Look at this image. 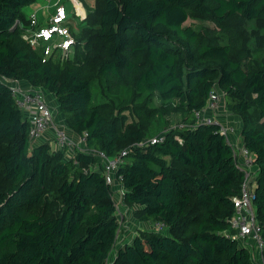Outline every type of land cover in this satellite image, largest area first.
I'll list each match as a JSON object with an SVG mask.
<instances>
[{"label":"trees","instance_id":"1","mask_svg":"<svg viewBox=\"0 0 264 264\" xmlns=\"http://www.w3.org/2000/svg\"><path fill=\"white\" fill-rule=\"evenodd\" d=\"M35 1L0 0V264H254L227 235L244 173L221 120L199 123L195 113L217 90L240 120L239 142L255 155L253 206L264 238V67L248 68L213 30L185 23L191 8L217 25L234 16L264 21V0H96L72 54L46 62L15 26L28 24L24 9ZM5 80L55 95L57 119L87 135L86 150L67 157L49 143L32 145ZM153 98L182 118L149 138ZM131 112L145 114L137 126ZM153 138L162 141L136 145ZM123 150L124 204L155 226L118 247L114 192L89 151Z\"/></svg>","mask_w":264,"mask_h":264},{"label":"built area","instance_id":"2","mask_svg":"<svg viewBox=\"0 0 264 264\" xmlns=\"http://www.w3.org/2000/svg\"><path fill=\"white\" fill-rule=\"evenodd\" d=\"M44 1L46 6L42 9L48 12L45 20H42L37 12H33L30 17L28 16V24L23 25L17 20L15 26L20 25L23 28V40L33 49L42 52L44 62L50 58H68L77 43L74 24L75 22L86 20L88 16L89 10L87 9L86 2L84 0ZM5 81L12 90V96L15 99L18 109L23 112L30 123L29 138L32 145H36L37 141L44 139L48 131H52V140H54L55 144L54 150L67 151L70 149L73 152L76 146L82 150H86L85 143L87 135L83 137L78 136V140L76 141L69 136L66 125L57 119L55 111L49 104L43 88L31 85L24 87L21 81L18 80ZM223 97L219 91L213 90L205 108L195 113L196 120L199 123L205 124H211L213 122L219 123L220 121L216 116L220 112H224L226 107V104H222ZM221 132L227 137L229 143L235 150V163L244 173L241 194L234 198L235 213L232 217L230 227L232 233L227 232V235L232 236V238L238 240L242 245L251 248L253 258L255 255L254 246H256L260 256L259 262L264 264L262 227L256 220L253 206L257 173L254 165L255 155L241 145L239 142L240 134L234 125L222 122ZM232 135H237L238 139H232ZM159 141H162V139L153 138L136 145L139 148H145ZM89 152L100 159L102 172L107 183L111 185L114 195L119 194L124 201L126 192L123 187L122 178L118 172L123 163L122 158L127 153L126 150H123L120 155L115 157H110L103 151ZM122 203L116 200L119 222L125 218V214L122 213L124 212L122 210ZM160 229H162L161 226H159ZM105 264H113L112 259H108Z\"/></svg>","mask_w":264,"mask_h":264},{"label":"rangeland","instance_id":"3","mask_svg":"<svg viewBox=\"0 0 264 264\" xmlns=\"http://www.w3.org/2000/svg\"><path fill=\"white\" fill-rule=\"evenodd\" d=\"M43 2V0H36L35 2ZM87 5V9L90 11L96 2V0H84ZM34 2V3H35ZM33 3V4H34ZM33 4L30 6L25 7L24 12L30 15L33 13ZM185 26H192L199 30L202 34H206L208 29L213 30L217 35L214 36H219L221 41H224L225 43H228L232 46V51L234 54H236L242 62L246 63V66L248 68L252 67H264V21L262 19H257V20H246L242 18L241 16H234L227 20L224 24L222 25H217L209 16L207 15H201L198 11L195 9L191 8L190 9V17L189 20L185 23ZM82 26L80 22H75L74 24V33L78 36V34L81 33ZM208 38L210 36L207 35ZM94 67V65H93ZM94 69L92 70V77H95L94 75ZM99 86L96 84V89ZM114 88L112 89L113 93ZM46 94H50V92L45 91ZM101 98V97H99ZM154 100L152 103L149 105V108L156 114L149 126L144 128L146 133L148 134L147 136L151 138L152 136H158L161 134L165 128L171 126H176L181 122V115L174 113V111L166 112L164 111V107L161 105V101L158 98H153ZM126 104V102H125ZM123 103L120 107L123 108L125 106ZM222 104H226V100L223 97L222 99ZM51 107L54 109V106L50 104ZM132 109V108H131ZM124 109H121L123 111ZM221 113V112H220ZM223 114H226L227 118L229 115L228 111H225V113L222 111ZM141 115V117L139 116ZM145 114H136L132 113L129 114V122L131 123L132 126H137L138 120H141ZM231 118V117H230ZM61 120V118H59ZM167 121V123H166ZM262 123V121H261ZM50 139L52 138L53 134L52 131H48L46 134ZM241 142V139H240ZM37 145V144H36ZM0 148H1V143H0ZM67 150V149H66ZM72 152V150L68 149L65 151V154L67 157H70L68 152ZM7 186L6 181L1 177L0 175V189H5ZM125 214V218L123 222L126 220V215H130L131 217H134L133 211L129 212H122ZM122 219V218H121ZM135 219V217H134ZM135 221L140 222L135 219ZM122 222V221H121ZM147 224V225H146ZM146 229L144 231H139V233L146 232L148 230L154 229L153 226H155V223H146ZM122 230V227H121ZM154 231V230H152ZM124 233L123 231L121 234ZM163 235H168V229H164L161 232ZM254 246V244H253ZM255 247V252L258 253L256 246ZM249 250L252 252L253 251L251 248ZM255 264H261L260 262H255Z\"/></svg>","mask_w":264,"mask_h":264},{"label":"crops","instance_id":"4","mask_svg":"<svg viewBox=\"0 0 264 264\" xmlns=\"http://www.w3.org/2000/svg\"><path fill=\"white\" fill-rule=\"evenodd\" d=\"M44 6H46V3H45V1L43 0V2L41 3V1L39 2H35L34 4H33V9H32V11L33 12H37V14H38V16L42 19V20H45V18H46V16H47V14H48V12L46 11V10H44V9H42ZM25 13V16L26 17H28V14H26V12H24ZM21 84L24 86V87H27V86H29V84L27 83V82H24V81H21ZM51 94V93H50ZM47 95V100H48V102H49V104H52L53 106H54V111H55V114L57 115V117L58 116H61V114H60V108H59V104H58V101H57V99H56V97H55V95H53V94H51V95H49V94H46ZM224 113H225V111H224ZM59 114V115H58ZM231 117V118H230ZM228 116V118H227V116H226V114H223L222 112L221 113H219L217 116H216V118L218 119V120H221V122H223V123H228V124H233V125H235V127L237 128V130H238V132H240L239 130V128H240V120H238V119H236L235 117H232V116ZM59 120V119H58ZM61 120H63V124L65 125V123H64V119L62 118ZM60 121V120H59ZM61 122V121H60ZM67 130H68V134H69V136L74 140V141H76V140H78V135L77 134H75L73 131H71V130H69L68 128H67ZM232 139H237V135H232ZM242 140V139H241ZM37 143V145L38 144H40V143H49L50 145H51V147L52 148H54L55 147V144H54V140H52V138L50 139V137H48L47 135L44 137V139H42V140H39V141H37L36 142ZM69 153V155H71L73 152H68ZM114 199H115V201L116 200H119L121 203H122V210L124 211V212H129L130 213V211H133V210H131V208H128L125 204H124V201H123V199L120 197V195L119 194H115L114 195ZM132 214V213H131ZM130 214V215H131ZM129 214L128 215H126V220H125V222H120L121 223V227H122V230H121V228H120V235H119V240H118V247L119 246H123V245H125L126 243H130L131 241H132V239L137 235V234H139V231H144V229H146V223H144V222H137V221H135V219H134V217H131ZM146 224V225H145ZM124 232V233H122L121 234V232ZM254 264H255V262H259L260 261V256H259V254L257 253V252H254ZM258 254V255H257Z\"/></svg>","mask_w":264,"mask_h":264}]
</instances>
